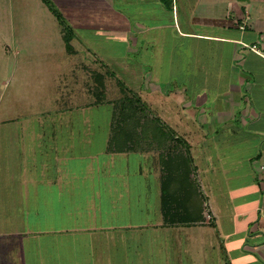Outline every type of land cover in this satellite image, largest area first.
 I'll return each instance as SVG.
<instances>
[{"label":"rangeland","instance_id":"374dc122","mask_svg":"<svg viewBox=\"0 0 264 264\" xmlns=\"http://www.w3.org/2000/svg\"><path fill=\"white\" fill-rule=\"evenodd\" d=\"M124 4H127L125 8L122 5L115 8L125 16L130 32L102 27L103 24L93 26V22L79 20L80 17L73 13L74 9L93 11L105 8L103 0H0V234L5 231L12 234L29 230L31 234L37 232L40 222L36 210L42 206V203L37 205V198H34L37 197L36 189H39L37 176L45 171L47 180L54 179V168L50 171L48 168L60 166L59 170H67L63 176L69 177L70 187L60 199L53 197L51 203L47 200L50 223L58 224L64 231L69 230L67 233L72 230L79 241L84 230L100 228L105 231H98L95 240L90 241V259L83 247L76 248L78 241L72 240L68 245L71 239L67 236L70 234L64 236L68 246L61 250V259H55L48 247L38 245L40 239L28 233L22 238L28 245L13 246L17 251L13 256L17 264H127L125 253L120 250L121 244L125 243H115L114 239L118 234L115 232H126L122 227H132L131 219L143 226L142 229L131 228L132 236L140 238L144 244L148 240L154 251H158V255L155 253L156 264H237L240 259L241 262L248 261L253 258V248L238 245V252L232 254L224 245L223 228L228 227L226 221L221 220L220 205L213 199L209 201V208L216 222L210 224V219L205 218L209 225L200 228L201 232L196 231L203 234L194 238L186 233L180 234L179 229L165 226L160 181L151 168L155 156L146 162L145 154L141 153L144 172L141 182L133 177V169L129 178V167H125L128 159L124 158L129 154L106 153L113 105H90L83 92V83L93 81L97 71L92 70L96 68L114 75L148 103L155 115L179 136L187 140L196 137L197 141H203L205 137L204 146H200L199 141L194 148L197 153L216 155L221 149V154H225L224 163H231L246 158L247 152L236 147L239 146L236 139L221 132L216 136L217 147L212 149L209 147L211 137L224 125L229 129L226 134L238 132L233 128L240 121V107L250 102L258 106L264 103V80L257 82L252 93H247L246 88L243 92L240 87L239 90L233 88L236 84L234 72H240L243 63L235 65L234 59L228 55L219 56L222 50H218L219 55L215 52L212 56L209 51L206 55L201 52L209 48L202 45L204 42H197L196 52L191 50V44L187 49L182 47L179 50L171 44L170 29H167L169 38L164 40V31L156 27L159 21L172 23L173 18L168 12L159 13L157 17L148 11L143 16L139 14V0H127ZM226 5H209L203 11L213 9L222 14ZM56 10L72 27L74 52L66 49ZM196 12L199 16L200 11ZM87 16L97 22L104 18L89 13ZM257 22L258 19H254L251 22L253 28L245 32V37H250L245 38L250 44L243 56H246L250 73L257 67L253 66L256 65L253 56L264 53V34L251 43L250 30L259 35L255 30ZM140 24L149 27L146 35L138 32ZM263 26L261 21L260 27ZM241 32L235 30L232 36L240 38ZM253 46L256 52L251 49ZM257 69L264 70V63L259 61ZM262 75L264 78L263 71L260 72ZM247 76L251 77V74ZM114 81L109 86L110 99L120 97V88ZM189 99L192 102L205 101L202 108L197 107L199 113L196 111L197 120L194 122L190 120L192 115L185 104ZM202 129L206 131L204 135L200 133ZM236 166L239 168L240 164ZM94 167L96 172L91 173ZM228 184L232 192L236 184L234 177ZM147 231L152 239L145 238ZM117 238L123 240L122 236ZM198 243L202 248L197 247Z\"/></svg>","mask_w":264,"mask_h":264},{"label":"crops","instance_id":"0c3cea01","mask_svg":"<svg viewBox=\"0 0 264 264\" xmlns=\"http://www.w3.org/2000/svg\"><path fill=\"white\" fill-rule=\"evenodd\" d=\"M124 3H127V0H103L105 8L93 11L74 9L73 13L80 17L79 20H83L84 22H88L90 24L94 23L93 26H101L103 24L102 27L106 26V28H114L117 30L120 29L124 30L125 32H130L129 29L131 27L130 25H128V23L126 25L125 16L122 15L120 10L115 8L116 5H122V7L125 8L127 4ZM139 4H141V11L139 12V14H142L143 16L145 14H148V11H152L153 14L157 15V17L159 13L163 14V12H168L171 15V17L173 18L172 23L163 24V21H157L159 26L156 27L157 29L164 31L163 34L161 31L162 38L164 40L165 38H169V32H167V29H170L171 35L169 39L172 46H174L175 48L179 49L184 47L185 49H187V47H189L191 44V50L196 52L197 42H204V44L202 45H205L206 49L207 47L209 48L206 51L205 49H203V51L201 52H205L206 55L209 51L210 55L214 56L215 52L216 54H218V50H222L223 53H221L220 55L218 54L219 56L226 57V55H228V58L234 59L235 65L237 62L243 63L244 66L242 67L241 71L234 72V76L236 75V84L233 85V88L239 90L238 88L240 87L242 92L245 91L246 88L247 93H252L256 90V86H258L257 82L261 83L262 80H264L263 75L260 76V72H264V70H256V68H259V61L264 63V53H262V56H260L259 54H255V56H253L256 58V65L253 66L257 67L252 70V73L249 72L250 68L248 66V61H245L246 56H243L245 55V49H247V46L250 44L249 41H246V39L250 37H245V32H247L250 28H253L251 22H253L254 19H258V26L255 28V30L257 33H259V35H256L254 31L252 32L250 30V32L252 33L251 43L259 40L260 36L262 37V35L264 34V26L262 28L260 27L261 21L264 22V0H247L246 2L244 0H197V2H194L193 0H171V9H168V11H165L162 0H139ZM222 4H227L225 8L222 9V14L217 13L219 10L213 9L203 11V8L209 5H211V7H216L217 5ZM65 9L66 8L64 7V10ZM196 10L200 11L199 16L196 15ZM88 13L93 15H103L104 18H100L99 21L101 22H97L92 18H89L87 16ZM121 23L125 24L121 25ZM242 26L245 27L244 30L241 29ZM138 27V32L144 35H146L149 31V27L147 25L140 24ZM208 27H210V29H208ZM201 29L203 30L200 31ZM235 30L242 31L240 38L232 36V33ZM173 51L174 49L172 48V52ZM231 54L232 56L229 57V55ZM222 61L224 62V60ZM235 65L234 69L238 70ZM243 71H245V73H243ZM249 74H251V77L247 76ZM221 82L222 81L219 80V84H221ZM244 96L245 95H243V97ZM194 102H196L197 105H195ZM194 102L189 99L188 102L185 103L186 107L189 109V113L192 115L190 116V120L193 122L197 120V116H195L199 113V110L197 111V109L202 108V104L205 101L202 102L200 100H197ZM240 109V121L236 123L238 127L235 126L233 128L234 131L238 132H231L230 134H226L227 130H229L228 125L223 124L224 126L222 125L223 127L220 128V131H217L216 135L211 137L212 141L209 147H212V149L216 148V136L217 134L219 136V134L221 135V133H223L225 135H228L230 138L236 139V142H238L239 145L236 147L247 152L246 158H241L238 161H233L231 163H224L225 154H221V149L219 151V154L201 156L194 150L200 140L197 141L196 137L195 139L189 140H187L186 137L183 138H185L191 145L194 164L197 168V178L201 187V191L207 199L206 205L208 208L205 210L204 217L207 219L206 215L209 210L210 214L212 215L211 222H216L214 215L209 208V201L213 199L218 206L220 205L222 218L221 220H225L226 226L228 227L227 229L223 228L225 235L223 241L224 245H226L227 248L230 249L232 254H236L238 252V245L245 244L248 245L249 248H253V253H250L251 255L254 254L253 258L248 259V261L245 260L241 262V259L237 260L234 255H232V258H236L235 260H237V264H239L240 262L242 264H264V169L262 168L264 167V103L259 104V106L251 102L248 104L245 103V106L240 107ZM200 133L204 135L206 131L202 129L200 130ZM204 139L205 137L203 138V141ZM203 141H200V146H204L202 144ZM222 147L225 148V145H223ZM142 154L131 153L128 155V157L123 154H116L123 155L125 156L124 158L128 159L125 163V167H129V178H131L132 176L131 169H133V177L139 178V182H141V177L144 174L140 160ZM231 155L232 154L230 153V158ZM153 156H155L156 159L153 158V160L151 161V168L155 170L158 180L160 181L161 166L159 160H157L158 156L145 153L144 159H146L147 162L152 159ZM245 159L246 164L244 163ZM156 162L157 165H155ZM237 164H240L239 168L236 166ZM241 166L243 168H241ZM53 168V173H56L54 174V179L47 180L45 171L42 172L40 176H37V181H39V189H36L37 197L34 196L35 194L33 196L35 200L37 198V205L42 203V206L40 205L41 207L39 206L37 208L38 210H36V214L39 216L40 222L38 228L36 229L37 232L32 231L31 234V231L29 230V232L19 231L16 234H12L8 231L1 233L0 264H9V262L11 261L14 262L12 264H17V262L13 259L14 254L17 252L16 249L13 250V246L16 248H20L21 246L23 247L24 245H28L29 243H27L25 240L22 241V238L25 237L28 233H30L32 237L34 236L35 238L40 239L41 241H38V245L41 244L42 247L44 245L48 247L50 253L53 252L55 259H61V250L66 248L70 244V242H72V240L74 242L75 240L78 241L76 242V248L83 247L86 252L85 254H89L88 257L89 259L91 258L90 254L92 252H89L88 250L89 243L91 240H95L97 236L96 233L98 231H105L104 229L96 228L84 230L79 235L82 237L79 241L76 237H74L76 234L74 235V232L72 230L70 233H67L69 232V230H65V232L64 229H62L58 224H52L49 221V219L51 218V214L50 209H46L47 200H50L48 202L51 203L53 197L56 199H60L61 196H63L65 190H68L70 187V181H68L69 177L63 176V174H67L66 168H64V170H59L60 166H51L50 168H48V170L50 171ZM95 168L96 167L90 170L91 173L96 172ZM243 170L246 172L241 173L243 172ZM233 177L236 184L232 188L234 190L230 192L231 189H229L228 181ZM63 212H66V210H63ZM207 225H209V223L204 221L203 224L194 227L178 226L175 228L177 230L179 229L180 234L184 235L186 233L195 238L196 236L203 234L196 233V231L200 230L201 232L202 229L200 228L204 229ZM131 226L132 227L130 228H121L126 229V232H115V234L118 233L116 234L117 237H123L122 241H120L117 237L116 239H114L115 243H125L121 244L123 245V247H121L120 250L125 253L124 256H126L127 258V264H156L155 253L158 255L157 247V252H155V248H153V245L150 244L148 240L146 244H144L143 241H140V238L132 236L131 228L133 230L134 228H143L140 222L131 219ZM67 234H70L67 237L71 239L68 240V245H66L65 240ZM144 236L147 239H152V236H150L148 231L146 232V234L144 233ZM121 245H119V247ZM73 247L74 246L72 245V247L70 248H72L73 250ZM197 247L202 248L199 243ZM182 249L183 247L181 246L180 252L182 251ZM29 252H31V249L29 250ZM238 256H240V254ZM63 257L65 260H67L64 255ZM231 260L232 259H230V261ZM193 261L195 262V260Z\"/></svg>","mask_w":264,"mask_h":264},{"label":"trees","instance_id":"16d2710c","mask_svg":"<svg viewBox=\"0 0 264 264\" xmlns=\"http://www.w3.org/2000/svg\"><path fill=\"white\" fill-rule=\"evenodd\" d=\"M162 3L171 9V0H162ZM55 13L63 28L62 36L66 49L70 53L74 52L71 45L75 37L72 27L67 24L58 10ZM92 71H97L93 81L83 83L85 98H88L87 101L93 106L113 105L112 125L106 153L157 155L161 166L160 202L165 226L175 228L203 224L204 213L208 208L207 199L201 191L197 178V168L190 143L179 136L162 118L156 116L148 103L126 88L124 83L117 80L114 75L107 74L99 68ZM112 81L120 88L118 89L119 98L108 97ZM86 106L89 107V104ZM208 214H210L209 210ZM209 221L211 222L212 218Z\"/></svg>","mask_w":264,"mask_h":264},{"label":"built area","instance_id":"2783aa9c","mask_svg":"<svg viewBox=\"0 0 264 264\" xmlns=\"http://www.w3.org/2000/svg\"><path fill=\"white\" fill-rule=\"evenodd\" d=\"M241 29H242V30H244V29H245V27H244V26H242V27H241ZM253 47H254V48H253ZM253 47H252L251 49H252L254 52H256V51H255V48H256V47H255V46H253ZM262 168L264 169V167H262ZM207 218L211 220V218H212V215H210V214H208V213H207Z\"/></svg>","mask_w":264,"mask_h":264}]
</instances>
